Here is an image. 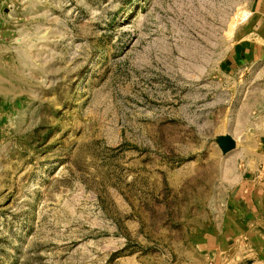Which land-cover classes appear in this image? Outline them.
Masks as SVG:
<instances>
[{"label": "rangeland", "instance_id": "1", "mask_svg": "<svg viewBox=\"0 0 264 264\" xmlns=\"http://www.w3.org/2000/svg\"><path fill=\"white\" fill-rule=\"evenodd\" d=\"M258 1L0 0V264H264L199 246L263 152Z\"/></svg>", "mask_w": 264, "mask_h": 264}, {"label": "crops", "instance_id": "2", "mask_svg": "<svg viewBox=\"0 0 264 264\" xmlns=\"http://www.w3.org/2000/svg\"><path fill=\"white\" fill-rule=\"evenodd\" d=\"M242 32V39L231 53L229 61L237 68L255 71L257 79H264V0L258 1L248 28ZM262 142L263 152L258 155L252 153L254 148L250 146L243 148L242 155L250 162L252 168L256 167L242 173L238 184L233 188V201H237L242 211L234 215L231 213L232 218L229 223H232L233 227L226 228L225 236V240L231 242L230 245H228L229 242H223V236L219 238L212 227L207 230L208 232L199 243L200 247L206 248L210 256L221 258V255L228 253L227 247L237 246L239 241L243 242L252 234H259L262 237L261 234L264 232V139ZM257 168H259L258 171H256ZM229 206L238 208L232 202ZM242 213L244 215H240Z\"/></svg>", "mask_w": 264, "mask_h": 264}, {"label": "water", "instance_id": "3", "mask_svg": "<svg viewBox=\"0 0 264 264\" xmlns=\"http://www.w3.org/2000/svg\"><path fill=\"white\" fill-rule=\"evenodd\" d=\"M234 146H235L234 142L233 141H230L228 143V145H227V149L230 150V149L234 148Z\"/></svg>", "mask_w": 264, "mask_h": 264}]
</instances>
